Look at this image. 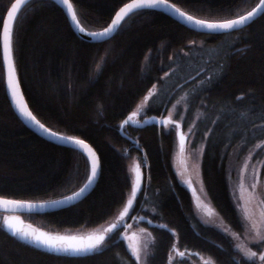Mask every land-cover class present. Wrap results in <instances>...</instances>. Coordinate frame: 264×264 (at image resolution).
Segmentation results:
<instances>
[{"label": "trees", "instance_id": "obj_1", "mask_svg": "<svg viewBox=\"0 0 264 264\" xmlns=\"http://www.w3.org/2000/svg\"><path fill=\"white\" fill-rule=\"evenodd\" d=\"M11 1L0 0V28ZM70 1L83 27L94 30L127 0ZM169 1L194 16L220 20L258 0ZM11 48L34 115L56 131L87 140L100 158L98 179L85 196L56 210L22 213L24 219L57 231L96 227L124 201L128 163L137 158L144 174L131 206L138 215L131 226L150 235L147 264H170L172 247L207 255L209 264H257L222 230L196 216L171 165V123L121 129L120 123L149 90L143 115L173 109L183 127L190 125L192 144L202 145L200 173L210 203L228 228L240 232L227 165L233 151L242 156L264 150V14L240 28L209 33L141 8L125 16L108 38L89 41L73 31L55 1L29 0L13 22ZM88 169L82 152L44 139L17 117L5 94L0 54V195L56 198L78 188ZM123 228L108 232L90 253L57 254L10 234L0 212V264H137ZM174 264L188 263L182 258Z\"/></svg>", "mask_w": 264, "mask_h": 264}, {"label": "rangeland", "instance_id": "obj_2", "mask_svg": "<svg viewBox=\"0 0 264 264\" xmlns=\"http://www.w3.org/2000/svg\"><path fill=\"white\" fill-rule=\"evenodd\" d=\"M149 93L150 90L147 91L143 98L136 104L133 110L138 112V115L134 118H141L144 116L142 114L143 108L146 105ZM182 102L180 100L179 104L181 108L184 109L185 104ZM169 110V112L165 114L174 118L172 114L173 109ZM182 115L183 114L180 116L182 117ZM174 119L178 121L181 120V118ZM169 123H171L172 128L173 124L175 125V128H173L175 145L171 155V165L177 179L188 189L191 195L192 206L196 216L204 223L213 225L227 234L233 246L244 257L256 260L257 264H264V261L260 259V257L264 256V239H261V237H264V150L258 154L249 151L242 156H238L236 151H233L229 156L227 174L229 177L230 192L242 220L241 231L234 232L225 225L210 203L205 192L200 173L202 145L200 143L192 144L190 125L186 127L181 125V132L184 135L183 151H181L180 140L177 135V126L173 122L169 121ZM137 166L141 174V185L144 171L139 160L137 158H132L128 163L130 178L129 189L121 206L111 218L89 229L75 228L71 230L51 231L77 233L92 230L98 234L104 233L106 235L108 232L105 230L114 229V225L118 226L120 220L127 213L124 212V209L128 208V212L131 210L132 204L129 205L128 200H132V203L134 201L135 196L132 195V192L136 182L135 169ZM137 191L138 189L136 193ZM209 213H211V215ZM122 237L131 255L137 261V264H147V254L150 250V235L148 232L143 228L129 225L124 228ZM181 252L184 253L183 256L179 255ZM253 252L256 253L255 257L250 256V253ZM182 258L186 259L188 264L210 263V258L207 255L188 253L179 248L172 247L169 253L170 264H174L177 259Z\"/></svg>", "mask_w": 264, "mask_h": 264}, {"label": "water", "instance_id": "obj_3", "mask_svg": "<svg viewBox=\"0 0 264 264\" xmlns=\"http://www.w3.org/2000/svg\"><path fill=\"white\" fill-rule=\"evenodd\" d=\"M27 1H29V0H27ZM53 1H55L61 7V9L65 13V16H66V18H67V20H68L71 28L73 29V31L79 37H81V38H83L85 40H89V41H100V40H104V39L108 38L109 36H111L115 32L116 28L118 27V26H116L113 29L112 32H110L106 36L100 37V38H93V37H90V36L82 35L81 32L78 31L77 25L71 20V17H70V14H69L68 10H67V7L65 5H63L60 2V0H53ZM16 2H17V0H12L10 2V4L8 5V7L6 8V11H5L4 16H3V19H2L1 28H0V38H2L3 23L4 22H7V20H8V13H9V11H11V5L14 4V3H16ZM136 2H138V0H127L124 3H122L121 5H119L116 8V10L114 11V13L112 14L110 20L103 27H101V28L94 29V30H89V29H86L85 27H83V25L80 22H79V26L80 27H83L84 30H85V32H101V31H103L104 28L108 27L111 24L112 20L116 16V13L119 12L121 8L125 7L127 4L136 3ZM259 3H260V0H258L250 9H248L247 11H245L243 13H241L239 15H236V16H233V17H230V18H225V19H220V20H209V19H204V18H200V17L194 16V15L188 13L187 11L183 10L182 8L178 7L177 5H175L174 3H172L169 0H167V6L158 5L157 7H141V8H152V9L160 10V11L166 13L167 15L171 16L173 19H175L176 21L180 22L181 24H183V25H185V26H187V27H189L191 29H194V30H198V31H202V32H209V33H216V32L231 31V30L240 28V27L248 24L249 22H251L254 18H256L259 15V13L256 16H254L252 20L246 22L244 25L236 26L233 29H229V30H210V29H206V28H200V27L191 26L182 17H180L178 13H176L175 9H179L180 12H183V13H185L187 15H191V16L195 17L196 19L207 20L208 22H222L223 20H226V19H234V18H238V16H240V15H246L247 12L251 11L253 8H256ZM24 4L17 10V14L20 11V9L24 6ZM172 6H174V7H172ZM141 8H137V9H141ZM137 9H134V10H137ZM134 10H132V11H134ZM131 12H129V13H131ZM129 13H127L125 16H127ZM17 14H16V16H17ZM0 54H1V60H2L3 74H4V89H5V94H6V97H7L8 101H9V103H10L11 108L13 109V111L17 115V117L21 120V122L25 126H27L30 130H32L33 132H35L39 136L43 137L44 139H47V140H49L51 142H54V143H57V144H60V145H64V146H67V147L74 148V149L79 150V151H80V149H79V147L77 145L72 144L71 142L64 140L63 137H74L75 139L83 140L84 143L86 145H88L89 148H91L92 152L95 154V158H96V161H97V174L93 178L91 184H88V187L85 189L84 192H82L79 196H75L71 200L66 199V198L67 197H73L75 193L79 192L80 189L83 188L85 186V184L88 183V179L87 178H88V176L91 175V157L88 156V154H87L86 151L85 152H82V153L86 156V158L88 160V165H89L88 175H87L85 181L78 188H76L75 190H73V191H71V192H69L67 194L61 195L59 197H56V198L43 199V200H29V199L13 198V197H8V196L0 195V212H2V224H3L4 228L10 234H12L11 233V230H9L6 227V225L4 224V220L7 219L16 228L21 229L24 232H32V233H37V234L38 233H46L49 236L77 237L78 239L79 238H87L90 235H99L98 233H96V232H94L92 230H90V231L88 230V231H85V232H77V233L51 231V230L45 229V228H43L41 226H38L36 224L31 223L30 221L24 219L21 216L22 213H39V212H47V211L56 210V209H59V208H62V207H66L68 205H71V204L75 203L76 201L80 200L83 196H85L93 188L94 184L96 183V181L98 179V176H99V173H100V158H99V155H98L97 151L95 150V148L87 140H85V139H83L81 137H77V136H73V135H68V134H64V133H61L59 131H56V130L50 128L49 126H47L45 123H43L39 118H37L34 115V113L29 108V106H28V104L26 102V99L24 97L23 90H22V87H21L20 82H19V79H18V75H17V72H16V68H15V64H14V60H13V55H12L13 70L15 72V77H16V80L18 82V88H19V92H20V95H21V99H22L23 103L27 106L28 110L33 114V116H35L36 119L41 124L44 125V128L48 129L49 131L48 132L43 131L38 126H36L34 123H32L31 121H28V120L24 119L18 113V111H17V109L15 107L14 100H13V98L11 96V92L8 89V84H7V82H8V75H9L8 62H7V60H3L2 59V53H0ZM133 112H135V111L132 110L129 114H127L123 118V120L120 123V129L124 125V121L130 115H132ZM165 120L170 121V122H173V123L176 124V126H177V135H178V138L180 140V136L183 135L182 132H181L182 126H181L180 121H178V120H176L174 118H171L169 115H166V114H162V115H157V114L144 115L141 118H134L133 121L129 122L128 124H131V125H134V126H143L145 124H150V123H155L157 125H162V124H164L163 121H165ZM50 133H55V135H52ZM130 140L131 141H134V139L131 138V137H130ZM139 188H140V186H139ZM139 188H138V190H139ZM2 201H18V202H22L25 205H27V204L35 205V207L29 209L28 207H21V206L15 205V204H8L7 206H5V204L2 203ZM53 202H55V203H53ZM15 237H17L18 239H20V240H22L24 242H27V243L33 245V246H36V247H38L40 249H43V250H46V251H49V252H53V253H57V254L82 255V254H85V253H90L93 250H96V249H93V250H91L89 252H84V253L57 252V251L50 250V249L46 248L43 245H39V244L31 241L30 239L21 238V236L19 234L15 235Z\"/></svg>", "mask_w": 264, "mask_h": 264}, {"label": "snow or ice", "instance_id": "obj_4", "mask_svg": "<svg viewBox=\"0 0 264 264\" xmlns=\"http://www.w3.org/2000/svg\"><path fill=\"white\" fill-rule=\"evenodd\" d=\"M27 0H17L16 3L11 5V11L8 13L7 22L3 23V33L2 38H0V53H2V59L7 60L9 66V75H8V89L11 92V96L14 100L15 107L18 113L26 120L31 121L40 129L45 132L49 130L44 128V125L41 124L35 116L28 110L27 106L23 103L21 99V95L18 88V82L15 77V72L13 70V62H12V27L13 22L16 18L17 10L26 3ZM60 2L67 7V10L70 14L71 20L77 25L78 31L81 32L82 35L90 36L93 38H100L106 36L108 33L112 32L113 29L119 25L120 21L124 18V16L131 12L134 9L141 7H157L158 5L167 6V0H138L136 3L127 4L125 7L121 8L119 12L116 13L115 18L112 20L111 24L104 28L101 32H85L83 27L79 26L78 15L76 10L73 7V4L70 0H60ZM174 7V6H172ZM176 13L179 14L188 24L194 27L206 28L210 30H229L233 29L236 26L244 25L246 22L253 19L254 16L259 14H264V0H260V3L256 8H253L251 11L247 12L246 15H240L238 18L234 19H226L222 22H208L207 20L196 19L191 15H187L183 12H180L179 9H175ZM151 95V93H149ZM138 115V112H133L125 121L124 124H128L133 121L134 117ZM163 123L167 124L169 121L165 120ZM173 128L175 125L173 124ZM55 135V133H50ZM64 140L71 142L79 147L81 152H87L88 156L91 157V175L88 176V183L85 184L83 188L80 189L79 192L75 193L73 197H67L66 199H73L75 196H79L85 189L88 187V184H91L93 178L97 174V161L95 158V154L92 152L91 148L84 143L83 140L75 139L74 137H63ZM183 142L184 136H180V146L181 151H183ZM136 182L133 188L132 195H136V190L138 189L141 182V174L139 167L136 169ZM2 203L7 206L8 204H15L21 207H28L29 209L35 207V205L31 204H23L18 201H2ZM55 203V202H53ZM128 204H132V200H128ZM124 212H128V208L124 209ZM211 215V213H209ZM123 215V214H122ZM4 224L6 227L11 230L12 235L19 234L21 238H27L31 241L43 245L46 248L57 251V252H71V253H84L89 252L93 249H97L105 240V234L101 233L99 235H90L87 238H77V237H61V236H49L46 233H32V232H24L21 229L16 228L13 224H11L7 219L4 220ZM117 227L116 225L113 228ZM113 229H107L106 232H111ZM264 239V237H261ZM180 256H183L184 253H179ZM247 255V254H246ZM251 257H255L256 253H250ZM261 260H264V256L260 257Z\"/></svg>", "mask_w": 264, "mask_h": 264}, {"label": "flooded vegetation", "instance_id": "obj_5", "mask_svg": "<svg viewBox=\"0 0 264 264\" xmlns=\"http://www.w3.org/2000/svg\"><path fill=\"white\" fill-rule=\"evenodd\" d=\"M135 217H138V215H136L135 213H132L131 210L129 212L126 213V215L120 220V223L118 224V226L120 224L123 225V227L125 228L126 226H131V222L134 220ZM117 226V225H116ZM123 228V230H124ZM123 232V231H122ZM122 235V233H121Z\"/></svg>", "mask_w": 264, "mask_h": 264}]
</instances>
